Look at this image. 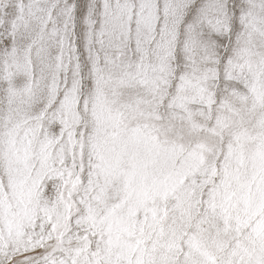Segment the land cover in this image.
Segmentation results:
<instances>
[{
	"label": "snow or ice",
	"instance_id": "snow-or-ice-1",
	"mask_svg": "<svg viewBox=\"0 0 264 264\" xmlns=\"http://www.w3.org/2000/svg\"><path fill=\"white\" fill-rule=\"evenodd\" d=\"M0 264H264V0H0Z\"/></svg>",
	"mask_w": 264,
	"mask_h": 264
}]
</instances>
